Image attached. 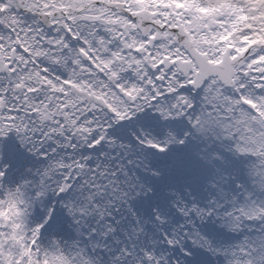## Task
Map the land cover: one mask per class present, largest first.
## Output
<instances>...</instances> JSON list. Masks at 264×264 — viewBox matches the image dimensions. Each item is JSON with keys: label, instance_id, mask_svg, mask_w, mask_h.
<instances>
[{"label": "snow or ice", "instance_id": "6c2138e0", "mask_svg": "<svg viewBox=\"0 0 264 264\" xmlns=\"http://www.w3.org/2000/svg\"><path fill=\"white\" fill-rule=\"evenodd\" d=\"M0 264H264V0H0Z\"/></svg>", "mask_w": 264, "mask_h": 264}]
</instances>
